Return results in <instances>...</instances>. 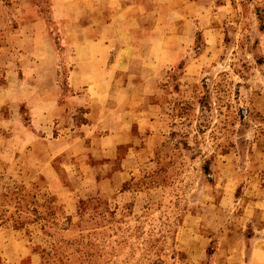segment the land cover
<instances>
[{"label":"rangeland","instance_id":"1","mask_svg":"<svg viewBox=\"0 0 264 264\" xmlns=\"http://www.w3.org/2000/svg\"><path fill=\"white\" fill-rule=\"evenodd\" d=\"M122 3L0 0V264H240L264 241V0L106 25ZM74 49L99 84L67 109Z\"/></svg>","mask_w":264,"mask_h":264},{"label":"crops","instance_id":"2","mask_svg":"<svg viewBox=\"0 0 264 264\" xmlns=\"http://www.w3.org/2000/svg\"><path fill=\"white\" fill-rule=\"evenodd\" d=\"M90 2V1H89ZM89 6H91L89 4ZM88 6V7H89ZM122 9L125 10L126 14H120V12L117 13V9H115V13L113 16H109L110 19L108 21L106 20V25H120V24H128V23H140V16L137 14V12L141 9H145L144 4L142 3V0H123L122 3ZM56 7V6H55ZM56 9H59L56 7ZM59 12V11H58ZM120 17V20L118 19ZM117 40L118 38H114ZM112 36H109L107 39H103V43L105 44V47L109 49V51L113 52V45L111 44V41L114 40ZM124 51H126V47L123 46L119 50V52L116 54L117 59L115 62L107 61L103 66H100V69L104 68V71H117L118 69H123V66H119V64L122 62L121 58H124L126 54H122ZM69 57L71 58L70 61H74V65L71 62L70 67V75H69V81H70V88L73 90V93L71 96L67 97L65 101L63 102V106L65 108H73L75 105L78 104V101L80 98L84 97L85 95H88V93H92V89L95 88L96 85L99 83L95 82V78L93 77V72L95 70V65L92 63V59H88L87 61H83L81 64H79L78 56H79V50H72L70 53H68ZM67 55V57H68ZM102 55L106 57L108 55V51L104 50L102 52ZM130 56V54H128ZM89 57H94L95 55H92L90 52H88ZM128 56V57H129ZM102 57V56H101ZM100 57V58H101ZM74 58V59H73ZM102 78V77H101ZM101 84V81H100ZM138 87L134 83V85H131L130 82L127 86H122V93L124 96L127 97L126 102V108L122 110V113H124L128 118H131V115H135L136 109L129 110L127 109V105L131 106V103L129 102L131 99L130 94V87ZM84 92V93H83ZM55 96L57 95V91L55 88H52V83L47 89L46 97L44 98V101L49 102L50 104L53 102ZM135 97L134 95L132 96ZM57 101V100H56ZM57 103V102H55ZM60 104V103H57ZM60 108V107H59ZM127 117H124V119L127 122ZM127 136L131 135L132 133L130 131L126 132ZM229 253L231 255V259L228 257L223 258L222 262L223 264L230 263L234 264L235 260H232V254L234 253V250H230ZM242 258V259H241ZM240 264H264V241H257L255 242L254 246H252V251L249 259L246 261L243 260V257L238 258ZM221 259L218 260L217 264L220 263Z\"/></svg>","mask_w":264,"mask_h":264}]
</instances>
